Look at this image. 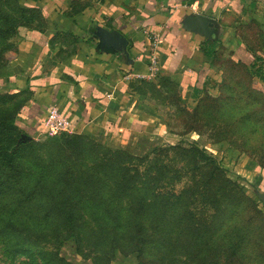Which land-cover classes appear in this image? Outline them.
<instances>
[{
    "label": "rangeland",
    "instance_id": "374dc122",
    "mask_svg": "<svg viewBox=\"0 0 264 264\" xmlns=\"http://www.w3.org/2000/svg\"><path fill=\"white\" fill-rule=\"evenodd\" d=\"M0 15V120L21 127L0 125V264H264V14L235 33L239 44H221L222 80L201 98L182 97L170 78L137 82L161 127L133 140L24 128L16 114L29 95L12 62L25 19L14 0H0ZM66 197L79 243L56 210Z\"/></svg>",
    "mask_w": 264,
    "mask_h": 264
},
{
    "label": "crops",
    "instance_id": "0c3cea01",
    "mask_svg": "<svg viewBox=\"0 0 264 264\" xmlns=\"http://www.w3.org/2000/svg\"><path fill=\"white\" fill-rule=\"evenodd\" d=\"M21 5L41 15V21L20 29L12 62L18 91L30 98L19 117L23 127L42 131L49 109L58 106L72 133L124 140L149 139V129L160 126L154 127L155 112L138 103L135 88L149 74L154 41L159 79H172L182 97L197 100L222 80L215 67L221 44H239L235 33L264 14V0H21ZM238 58L245 62L247 53Z\"/></svg>",
    "mask_w": 264,
    "mask_h": 264
},
{
    "label": "trees",
    "instance_id": "16d2710c",
    "mask_svg": "<svg viewBox=\"0 0 264 264\" xmlns=\"http://www.w3.org/2000/svg\"><path fill=\"white\" fill-rule=\"evenodd\" d=\"M14 1H15V4L17 5V11L19 12L20 16L25 19L23 23L21 22L17 26V28L15 30L17 32V34H19V31L21 28L31 27L35 23L41 21V15L37 9H24L21 5V0H14ZM1 24H2V18L0 15V36L2 34V31H3ZM260 60H261V58H257V57L255 59L256 62H259ZM256 62L251 64L249 67H251L253 65L257 66ZM257 74H260L262 77V80L264 81V72H263V66L262 65L258 68ZM222 82H221V84H222ZM163 83H165V80H163ZM24 107H25V103H21L19 112L16 114V117H17V115H19L21 113V111L24 109ZM13 120H14V118H13ZM4 123H9L8 125L12 128V129H10L11 132L20 130V128H21L18 125V122H16L15 120L13 122L0 120V125H3ZM75 135H76V138L87 137V135H83V134H75ZM195 151L201 152V154H203V152L201 150L195 149ZM203 157L207 161L210 160V157L206 156L205 154ZM5 159L9 163L10 167H13L17 164L16 158H15L13 153H10V154L6 153ZM210 163L215 164L214 161H211V160H210ZM7 179H11V177H7L6 180ZM59 202L60 203L57 206L56 210L61 216L62 227L68 236L67 241H74L75 243H79V239H78L79 234L77 231V229H79V227H80V225H79V219H80L79 218V211L72 204V200L70 197H68V198L66 197L65 199L60 200ZM253 202L257 203L254 199H253ZM257 208L259 209L260 212H262L264 214V208H261L260 205H257ZM135 233H136L135 237H136L137 243H136V246L134 248V252H136V253H138V255L142 256V255H144V253L146 251V245L148 243V238L145 235V231H144V228L142 226H138L136 228ZM24 245L25 244H19V247H21L23 249V251L26 252V250H24V248H23Z\"/></svg>",
    "mask_w": 264,
    "mask_h": 264
},
{
    "label": "built area",
    "instance_id": "2783aa9c",
    "mask_svg": "<svg viewBox=\"0 0 264 264\" xmlns=\"http://www.w3.org/2000/svg\"><path fill=\"white\" fill-rule=\"evenodd\" d=\"M151 48L154 51L150 55L149 74L143 77L146 80L157 77L160 69V63L156 53L158 50V42L154 41ZM44 127L47 132L52 134L72 133L70 121L58 106H53L49 109Z\"/></svg>",
    "mask_w": 264,
    "mask_h": 264
}]
</instances>
